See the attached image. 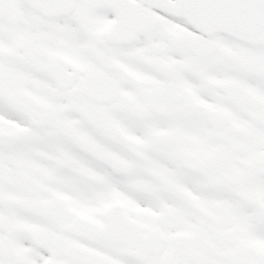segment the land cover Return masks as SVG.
I'll return each mask as SVG.
<instances>
[{
    "label": "snow or ice",
    "instance_id": "6c2138e0",
    "mask_svg": "<svg viewBox=\"0 0 264 264\" xmlns=\"http://www.w3.org/2000/svg\"><path fill=\"white\" fill-rule=\"evenodd\" d=\"M0 264H264V0H0Z\"/></svg>",
    "mask_w": 264,
    "mask_h": 264
}]
</instances>
